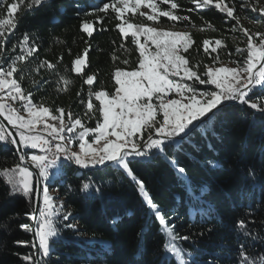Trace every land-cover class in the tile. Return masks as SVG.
Returning <instances> with one entry per match:
<instances>
[{
	"label": "snow or ice",
	"instance_id": "snow-or-ice-1",
	"mask_svg": "<svg viewBox=\"0 0 264 264\" xmlns=\"http://www.w3.org/2000/svg\"><path fill=\"white\" fill-rule=\"evenodd\" d=\"M47 2L0 0V13L3 14L0 16V117L7 122L5 125L0 121V149H14L18 155L15 166L0 169V177L8 187L7 194L10 197H23L28 202L29 211L24 215L34 221L31 225H19L25 232L31 233L33 239L14 242L30 247L34 252L15 255L25 264H45L43 258L50 256L53 239L60 236L56 218L62 215L64 221H69L73 217L71 210L62 212L63 204L57 205L48 183L62 176L63 166L67 162L84 169L98 166L111 168L115 173L112 176L113 183H123L125 180L135 183L149 210L163 228L167 238L164 245L166 252L177 257L178 264H225L216 252H208L199 261L194 257L185 259L184 250L178 242L192 240L193 234L177 231V221L183 219L178 214H174V219H165L132 164L134 161L150 162L163 157L172 165L177 178L192 199H202L207 189L200 188L199 195L196 194L197 190L188 180L186 168L178 164L176 154H185L195 160V156L188 150H198L199 139L214 138L218 126L227 117V110L235 105L254 110L253 117L255 113L264 115V32L253 33L243 27L232 0H192L196 9L214 8L225 14L227 19L235 21L232 31L235 32L239 27L246 38L245 48H235V53L244 57L242 62L233 60L231 63L235 66L230 67L224 65L217 54L212 58L213 65L221 66L206 64L204 71L200 72V65L190 64L185 55L195 43L191 34L157 26L161 17L173 22L190 20L187 15L177 14L180 4L176 0H108L102 6L84 13L95 15L96 18L94 21L82 20L81 32L91 38L94 31H106L102 27L104 16L96 14L107 16L111 11L118 21L115 28L125 39L131 37L139 55L134 67L115 68L112 73L114 91L102 87L96 90V76H86L83 83L89 86V90L87 99L79 101L85 108L81 117L64 107L53 110L45 106L43 101L34 103L33 92L23 87L29 58L38 52L37 45L29 42L28 34L23 35L18 45H12L13 51L19 48L18 55L9 57L5 53L8 38L17 29L18 17L25 10L30 12ZM162 5L169 7L165 9ZM245 8L264 18V6L260 5V0L254 3L241 0V11ZM129 14L132 17L138 15L146 22L134 23ZM95 25L101 27L96 28ZM207 27L212 28V25L209 23ZM90 47L85 48L83 54L73 61L72 71L77 75L84 73ZM224 47L226 45L222 39L203 41L205 53H209V48L216 53ZM112 58L118 59L115 55ZM122 63L129 65L130 62L124 59ZM45 67L54 70L56 65L41 61L36 71ZM58 82L62 84V87L56 89L58 92L68 91L72 83L65 76H59ZM31 84L39 90L40 81L33 79ZM201 85L212 87L201 89ZM257 89L259 91H254ZM80 95L78 92L77 96ZM85 118L94 119L95 126H88L84 122ZM245 118H248L247 113ZM9 125L12 130H9ZM29 150L38 151L30 153ZM170 152L173 155L170 156ZM205 163L212 168L220 166L212 160ZM247 179L250 183L256 182L257 177L252 170H249ZM67 187L72 191L71 184ZM81 191L88 196L93 195L89 183H83ZM94 191L101 193L102 189L98 187ZM38 201L42 202L39 208L35 206ZM248 211L250 215L251 206ZM207 215L206 212L200 213V223L205 227L196 233L199 237L214 230L211 220L205 219ZM112 222L116 223V220ZM254 223L251 218L238 219L234 229L245 238H254L249 228ZM7 226L0 225L5 228ZM192 226L189 225L190 228ZM64 227L78 234V223L69 222ZM239 249V264H264V255L257 258L246 249L245 244H239Z\"/></svg>",
	"mask_w": 264,
	"mask_h": 264
},
{
	"label": "trees",
	"instance_id": "trees-1",
	"mask_svg": "<svg viewBox=\"0 0 264 264\" xmlns=\"http://www.w3.org/2000/svg\"><path fill=\"white\" fill-rule=\"evenodd\" d=\"M104 2L108 0H48L30 12L25 10L18 17L17 29L8 38L5 53L9 57L18 55L19 48L13 51L12 45H18L24 34L29 35L30 43L37 45L38 52L29 58L26 78L22 81L23 87L33 92L34 103L43 101L53 110L64 107L82 117L85 108L79 101L87 99L89 86L83 83L87 75L96 76V90L102 87L111 92L114 91L112 73L115 68L135 66L139 53L131 37L125 39L115 28L118 21L111 11L107 16L96 14L104 16L102 27L106 31H94L90 38L80 30L82 20L94 21L96 18L84 13L102 6ZM176 2L180 4L177 14L190 17L189 21H170L176 28L189 32L195 41L185 53L190 64H199V71L203 72L206 64L219 65H213L212 60L217 54L222 63L243 61L244 57L236 54L235 48H245L246 38L239 27L232 31L235 21L227 19L225 14L214 8L196 9L192 0ZM232 3L243 27L253 33L264 32V18L248 8L241 11V0H232ZM260 5H264V0H260ZM162 7L167 9L169 5ZM78 12L79 16L76 15ZM129 18L134 23H140ZM164 20L167 19L163 17L161 21ZM257 20L260 22L255 23ZM209 23L212 28L207 27ZM95 27L100 28L101 25ZM205 39H222L226 47L216 53L209 48V53H205ZM89 45L87 66L83 75H77L72 71L73 61ZM113 55L118 59L113 60ZM124 59L129 60V65L122 63ZM41 61L51 62L56 68L50 70L45 67L36 71ZM59 76L72 81L68 91L56 90L62 87L58 82ZM33 79L40 81L39 90L32 86ZM78 92L80 96H77ZM246 113L248 118H245ZM253 113L254 110L247 109V106L231 107L227 110L225 121L218 126L216 136L199 139L198 150H188L195 160L185 154H176L177 162L186 168L187 178L197 190L196 194L199 195L200 188L207 189L200 200L192 199L172 165L163 157L150 162L134 161L132 164L165 219H174V214H178L183 219L177 221V231L193 234L192 240L178 242L186 260L194 257L199 261L208 252H216L225 264H239V244H245L246 249L257 258L264 255V115L255 113L253 117ZM84 122L95 126L94 119L85 118ZM207 160L220 166L212 168L205 163ZM17 162L18 155L14 149H0V169L13 167ZM249 170L257 177L254 183L247 179ZM62 173L61 177L48 183L50 189L58 190V198L63 199V210H71L73 217L69 221H64L62 215L56 218L60 236L53 239L50 256L43 258L45 264H178V258L166 252L164 245L167 238L163 228L135 183L130 180L113 183L114 170L103 166L84 169L65 162ZM83 183L91 185L93 195L88 196L81 191ZM69 184L72 191L68 190ZM98 187L102 189L101 193L94 191ZM7 193L8 187L0 177V225H8L0 227V264H25L15 253L26 255L34 250L14 242L32 240L31 233L19 227L20 224H32V220L24 215L29 211V205L23 197H10ZM249 206L252 209L250 215ZM201 212L208 214L205 219L211 220L214 228L212 233L203 237L196 235L205 227L200 223ZM17 213L18 216L14 215ZM249 218L255 221L249 225L254 238H245L234 229L236 220ZM69 222L78 223V234L64 227ZM190 224L193 225L191 228Z\"/></svg>",
	"mask_w": 264,
	"mask_h": 264
},
{
	"label": "rangeland",
	"instance_id": "rangeland-1",
	"mask_svg": "<svg viewBox=\"0 0 264 264\" xmlns=\"http://www.w3.org/2000/svg\"><path fill=\"white\" fill-rule=\"evenodd\" d=\"M264 6V5H262ZM142 11H147V9H142ZM129 17L133 18L134 20H137L139 21L140 23H145L146 21L139 17L138 15L136 17H132L131 14H129ZM163 17H161V20H162ZM166 18V17H165ZM167 19V18H166ZM150 23V22H148ZM158 27H161V28H165V29H173V30H177V31H186L184 29H181V28H176L175 26H173V24L167 19V20H164V21H161L159 25H157ZM142 42H143V38H141ZM224 65H227V66H230V67H234L235 64L233 63H229V62H223ZM217 66H221L220 64L217 65ZM73 147H76V145H73ZM53 197L56 198L57 196L53 194ZM58 198V197H57ZM63 202V199L61 201V203ZM61 203H57V205L59 206ZM63 212H65V210L62 209Z\"/></svg>",
	"mask_w": 264,
	"mask_h": 264
},
{
	"label": "crops",
	"instance_id": "crops-1",
	"mask_svg": "<svg viewBox=\"0 0 264 264\" xmlns=\"http://www.w3.org/2000/svg\"><path fill=\"white\" fill-rule=\"evenodd\" d=\"M29 151L31 153V152H35V151H38V150H29ZM50 192L52 193V195L54 194V195H56L58 197V190L57 189H50ZM57 197H56V200H57V203L59 204V203H61L62 199H59Z\"/></svg>",
	"mask_w": 264,
	"mask_h": 264
},
{
	"label": "water",
	"instance_id": "water-1",
	"mask_svg": "<svg viewBox=\"0 0 264 264\" xmlns=\"http://www.w3.org/2000/svg\"><path fill=\"white\" fill-rule=\"evenodd\" d=\"M0 121H2L3 123H5V125H7V122H6V121H3V120H2V117H0ZM8 128H9V130H12L10 125L8 126ZM13 134H15V133H14V130H13ZM41 204H42V202L38 201L37 204H36L35 206H36L37 208H39V207H41ZM32 224H34V221H32ZM31 237H32V239H33V235H32V234H31Z\"/></svg>",
	"mask_w": 264,
	"mask_h": 264
},
{
	"label": "built area",
	"instance_id": "built-area-1",
	"mask_svg": "<svg viewBox=\"0 0 264 264\" xmlns=\"http://www.w3.org/2000/svg\"><path fill=\"white\" fill-rule=\"evenodd\" d=\"M41 206H42V204H41Z\"/></svg>",
	"mask_w": 264,
	"mask_h": 264
}]
</instances>
